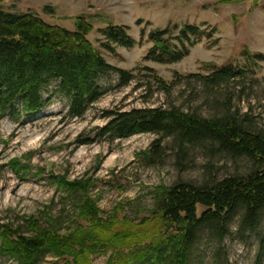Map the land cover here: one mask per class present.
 Here are the masks:
<instances>
[{
  "label": "trees",
  "instance_id": "trees-1",
  "mask_svg": "<svg viewBox=\"0 0 264 264\" xmlns=\"http://www.w3.org/2000/svg\"><path fill=\"white\" fill-rule=\"evenodd\" d=\"M75 22V30H69L33 12L0 7V119L7 116L20 122L43 112L53 98L45 99L44 92L53 83L54 93L69 101L68 115L80 118L106 92L105 75H117L119 87L136 79L132 70L109 63L89 40L94 29L90 21L79 16ZM137 24L142 25L143 20ZM129 30L128 25L119 24L101 28V47L115 54L118 47L131 49L146 37L152 45L144 59L171 64L187 57L204 38L211 45L216 42V28L195 23L168 24L148 33L143 26L139 42ZM242 55L248 63L245 66L210 64L208 74L177 72L172 82L165 81L154 68H144L167 94L177 82L196 79L203 90L194 95H201L210 110L207 115L192 105L184 108L176 104L110 110L105 115L108 122L99 129L102 137L160 136L146 154L151 163L162 161L167 151L175 153L181 168L194 161L196 153L209 159L203 181L179 180L159 189L154 207L155 228L159 230L156 238L129 236L121 229L112 233L106 229L112 220L100 218L94 203L84 199L80 218L88 225L77 224L67 236L53 226L42 228L35 220L29 222V235L0 224V255H9L18 264H39L45 254L54 255L63 264H91V255L101 254H109L106 264H188L193 247L205 235L220 249L234 228L238 236L257 232L264 221V125L250 110L243 113L240 103L258 83L255 77L264 53L245 50ZM163 139H169V144L163 146ZM218 159L237 166L241 160L246 165L220 177ZM62 185L74 193L86 191L89 184L63 181ZM263 258L261 238L257 263Z\"/></svg>",
  "mask_w": 264,
  "mask_h": 264
},
{
  "label": "rangeland",
  "instance_id": "rangeland-1",
  "mask_svg": "<svg viewBox=\"0 0 264 264\" xmlns=\"http://www.w3.org/2000/svg\"><path fill=\"white\" fill-rule=\"evenodd\" d=\"M0 7L17 13L33 12L69 30H75L76 18L84 16L94 27L88 38L105 59L137 76L127 87H119L117 75H105L106 92L80 118L68 115L69 101L54 93L53 83L44 92L45 99L51 95L53 98L43 112L20 122L7 116L0 119V224L12 232L29 235V222L35 220L42 228L53 226L67 236L77 224L88 225L80 218L79 207L84 199H90L100 218L112 220L106 228L112 233L121 229L129 236L156 238L159 230L155 228L158 219L154 207L159 189L179 180L203 181L209 159L196 153L194 161L181 168L175 153L167 151L162 161L151 163L146 154L160 136L139 133L122 139L102 137L99 129L108 122L105 115L110 110L168 108L172 104L184 108L192 105L204 115L209 114L201 95H194L203 90L196 79L177 82L167 94L144 68H154L165 81L172 82L177 72L208 74L210 64L247 65L242 55L245 50L264 53V0H5ZM140 19L142 25L137 24ZM183 23L216 28V42L211 45L204 38L187 57L171 64L144 59L152 45L146 37L131 49L118 47L115 54L101 47L100 29L108 24L128 25L130 34L139 42L143 26L148 33L168 24ZM255 79L258 83L248 90L240 108L243 113L250 110L264 125V61L259 63ZM169 142L163 139L162 145ZM239 165L216 160L220 177L244 168L246 162L240 160ZM63 181L89 185L86 191L73 193L62 185ZM261 238L264 221L257 232L244 236L232 229L220 249L205 235L193 247L188 264H258ZM90 258L91 264H106L109 254ZM0 264L18 262L9 255H0ZM39 264L63 263L45 254ZM259 264H264V258Z\"/></svg>",
  "mask_w": 264,
  "mask_h": 264
}]
</instances>
